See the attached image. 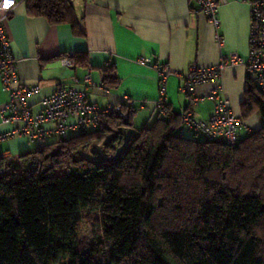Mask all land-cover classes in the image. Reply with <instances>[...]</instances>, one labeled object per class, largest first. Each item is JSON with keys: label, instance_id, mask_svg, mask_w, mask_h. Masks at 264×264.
Returning <instances> with one entry per match:
<instances>
[{"label": "trees", "instance_id": "obj_1", "mask_svg": "<svg viewBox=\"0 0 264 264\" xmlns=\"http://www.w3.org/2000/svg\"><path fill=\"white\" fill-rule=\"evenodd\" d=\"M27 11L86 36L74 0H27ZM71 61L88 64L87 52ZM164 111L133 136V117L112 113L0 157V264H264L262 89L250 75L242 119L258 112L262 126L235 145L183 139L182 113Z\"/></svg>", "mask_w": 264, "mask_h": 264}, {"label": "crops", "instance_id": "obj_2", "mask_svg": "<svg viewBox=\"0 0 264 264\" xmlns=\"http://www.w3.org/2000/svg\"><path fill=\"white\" fill-rule=\"evenodd\" d=\"M74 4L78 17L83 19L86 36H75L68 24L52 25L45 17L30 15L27 0H17L5 22L22 82L42 87L30 98L35 112L40 111L43 96L59 87H86L83 79L91 70L94 84L87 87L89 100L102 106L115 105L129 96L137 113L132 119L133 127L125 131L136 135L160 115L156 101L161 73L155 65L159 64L171 71L166 83L167 102L174 111L181 112L192 105L197 118L209 119L215 109L209 95L222 86L235 114L242 117L250 77L245 64L227 66L220 79L197 84L192 94L180 90L179 73L186 74L193 66L217 65L222 55L230 53L247 57L249 0H220L218 20L224 44L216 38L217 27L194 0H74ZM75 52H87L88 64L64 65L62 58L71 59ZM141 57L151 62H140ZM108 62L119 79L117 86L102 85ZM193 97L199 99L198 103L192 104ZM8 99L9 93L3 90L0 80L1 132L13 128L1 120V110ZM261 126L262 118L254 112L245 118L240 138ZM191 136L188 131V138ZM32 144L25 136L12 137L0 143V157L12 161V156L36 147Z\"/></svg>", "mask_w": 264, "mask_h": 264}, {"label": "built area", "instance_id": "obj_3", "mask_svg": "<svg viewBox=\"0 0 264 264\" xmlns=\"http://www.w3.org/2000/svg\"><path fill=\"white\" fill-rule=\"evenodd\" d=\"M198 3L208 20L216 27V38L220 44L225 39L220 32L218 10L220 0H194ZM251 6V30L249 38V51L247 57L238 53L222 55L220 63L211 67L193 66L191 70L182 74L180 90L183 93H193L199 83L216 81L227 66L245 64L248 73L256 80L264 93V0H249ZM17 0H0V80L3 90L9 93V99L1 110V120L4 124H11L13 128L1 132L0 143L12 137L25 136L30 142L46 141L56 137H65L69 133L88 129H97L101 125L103 115L115 114L125 120L134 117L137 113L133 101L129 96H124L120 104L106 103L99 105L88 98V85L94 84L91 70L84 76L83 83L86 87L62 86L55 91L43 96L41 109L35 112L30 98L41 92L39 84L28 85L22 82L18 72L17 60L11 47L6 31V20L11 16ZM140 62H151L150 59L141 57ZM62 62L68 66L72 64L69 57H63ZM111 62L107 67L112 66ZM161 73L160 94L156 107L165 112L167 102V78L171 71L166 67L155 64ZM79 81V80H78ZM104 85V81H102ZM209 98L214 101V113L209 119L197 118L193 106L190 105L182 113V127L179 136L188 138V131L202 134L209 140H219L230 145H235L240 140L239 131L244 125L242 117L234 112L230 99L223 94L222 86L214 89ZM197 97L192 98V104L198 103Z\"/></svg>", "mask_w": 264, "mask_h": 264}, {"label": "rangeland", "instance_id": "obj_4", "mask_svg": "<svg viewBox=\"0 0 264 264\" xmlns=\"http://www.w3.org/2000/svg\"><path fill=\"white\" fill-rule=\"evenodd\" d=\"M75 134H77V133L71 131V132L69 133V136H72V135H75ZM126 136H129V134H126ZM195 137H196V136H195ZM197 137L200 138L201 140H204V139H205V136L202 135V134H198ZM43 142H44V141H38L37 144H34V143H33L32 145H33V146H34V145L37 146V145H39V144H42ZM101 148H102V145L95 146V147L92 148L91 151H100ZM18 155H19V154L15 155V156H12V157H11V160H15V159H17V158H18ZM89 155L91 156L92 154L89 153ZM98 228H99V225H97V224H95L94 226H89L88 223H84L83 226H82V229H83V230H82V234H83L84 236L91 237V236H93V235H96L95 233H97Z\"/></svg>", "mask_w": 264, "mask_h": 264}]
</instances>
